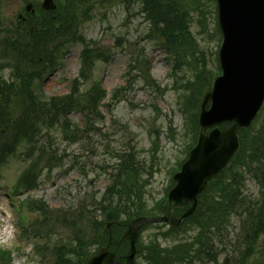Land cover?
<instances>
[{
  "label": "rangeland",
  "instance_id": "374dc122",
  "mask_svg": "<svg viewBox=\"0 0 264 264\" xmlns=\"http://www.w3.org/2000/svg\"><path fill=\"white\" fill-rule=\"evenodd\" d=\"M190 5L193 64L197 62L211 72L212 82L219 71L217 54L221 42L215 0H194ZM68 11L71 20L62 29L64 36L56 34L49 44L53 67L33 84L39 85L45 96L67 95L79 76L80 54L87 45L95 50V57L82 88L99 83L105 90L106 97L99 108L103 118L95 124L94 133L80 135L79 141H64L58 131L53 132L61 162L44 171L36 188L25 195H13L12 190L24 164L12 157L0 168V248L12 252L11 264H49L46 245L67 243L87 219L100 218L98 201L115 172L117 155L136 168L140 193L147 207L152 208L173 183L172 174L193 139L189 120L193 109L189 104L186 111L184 106L186 85L194 81V72L188 73L185 66L174 70L166 53L146 37L149 24L139 1L80 0ZM14 12L13 5L3 6L1 11L0 80L5 82L11 81L17 65L7 49L16 35ZM112 94L117 96L116 101H111ZM258 114L255 126L264 122V104ZM66 118L71 124L83 125L78 110L69 111ZM258 191V185L246 176L242 189L245 200L255 201ZM26 196L45 201L57 213L53 220L43 224L35 213L20 214L18 201ZM167 228L166 224L147 225L139 234L140 241L146 245L155 239L161 246H170L194 233L183 231L164 240L158 234ZM239 232L240 219L231 216L214 237L216 262L194 264H235L233 258L242 250ZM135 264L146 263L136 254Z\"/></svg>",
  "mask_w": 264,
  "mask_h": 264
},
{
  "label": "trees",
  "instance_id": "16d2710c",
  "mask_svg": "<svg viewBox=\"0 0 264 264\" xmlns=\"http://www.w3.org/2000/svg\"><path fill=\"white\" fill-rule=\"evenodd\" d=\"M138 1L141 13L149 24L146 37L166 53L174 70L185 66L188 73L194 72V81H188L186 85L188 94H185L184 106L186 111H189V104L193 109L189 114L193 132L189 149L198 130L196 109L199 97L205 88L211 86L213 77L197 62L193 64L195 45L189 24L192 11L190 2L194 0ZM46 29L33 33L22 30L9 42L7 49L17 65L10 82L0 80V168L12 157L24 164L13 189L17 196L35 189L41 174L61 162L53 132L58 131L64 141H79L80 135L94 133L97 130L95 124L103 118L99 108L106 97L105 90L99 83L82 88L84 81L90 77L87 70L95 57V50L87 45L80 54L79 76L73 80L67 95L47 97L39 85L33 84L34 80H41L43 73L53 67L54 60L48 48L56 34L60 33ZM116 99L117 96L112 94L111 101ZM71 110H78L83 116L82 127L71 124L66 118ZM225 126L221 125V128ZM239 134V152L229 166L209 182L199 197L195 212L178 227H168L158 234L167 240L191 230L193 236L170 246H161L155 239L143 245L138 238L136 254L146 264L216 262L214 237L234 215L240 219L238 236L242 250L236 253L233 263L264 264V122L240 130ZM116 157L119 160L115 172L110 175V184L98 201L100 218L87 219L78 226L67 243L46 245L49 264H85L97 248L107 244L117 255L123 256L128 244L127 241L120 242V238L131 221L139 216L161 215L166 211L165 196L152 208L147 207L140 193L136 168L121 155ZM246 176L258 185L259 196L255 201H246L243 196ZM18 210L20 214L25 211L39 215L43 224L53 220L57 214L42 199L29 196L19 200ZM182 212L183 208H173L170 215L178 216ZM108 221L112 225L106 230ZM144 228L140 229L139 234ZM11 255L10 250L0 248V264H11ZM118 261L123 260L119 258Z\"/></svg>",
  "mask_w": 264,
  "mask_h": 264
},
{
  "label": "water",
  "instance_id": "95a60500",
  "mask_svg": "<svg viewBox=\"0 0 264 264\" xmlns=\"http://www.w3.org/2000/svg\"><path fill=\"white\" fill-rule=\"evenodd\" d=\"M221 44L218 60L221 74L199 103L196 144L167 194V211L162 216L138 217L124 231L129 252L124 264H134L139 228L148 223L167 222L178 226L197 205L198 195L240 147L239 129L248 128L264 101V0H215ZM229 124L225 129L217 125ZM207 129H211L206 132ZM191 203L178 218L168 216L171 207ZM109 223L106 228L109 227ZM108 247L98 249L85 264H120Z\"/></svg>",
  "mask_w": 264,
  "mask_h": 264
},
{
  "label": "flooded vegetation",
  "instance_id": "af4514ba",
  "mask_svg": "<svg viewBox=\"0 0 264 264\" xmlns=\"http://www.w3.org/2000/svg\"><path fill=\"white\" fill-rule=\"evenodd\" d=\"M78 1L80 0H51L50 3L45 0H0V28L3 25L1 22L3 6L13 5L15 6L13 13L15 30L28 29L33 32L34 28L45 29L47 27L45 23L62 30L65 24L69 25L67 20L71 15L68 8L74 7ZM52 6L54 8L51 9Z\"/></svg>",
  "mask_w": 264,
  "mask_h": 264
}]
</instances>
